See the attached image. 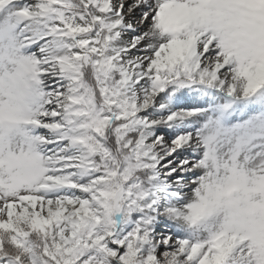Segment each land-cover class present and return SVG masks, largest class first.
Instances as JSON below:
<instances>
[{
    "label": "snow or ice",
    "instance_id": "snow-or-ice-1",
    "mask_svg": "<svg viewBox=\"0 0 264 264\" xmlns=\"http://www.w3.org/2000/svg\"><path fill=\"white\" fill-rule=\"evenodd\" d=\"M0 264H264V0H0Z\"/></svg>",
    "mask_w": 264,
    "mask_h": 264
}]
</instances>
